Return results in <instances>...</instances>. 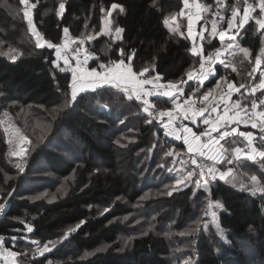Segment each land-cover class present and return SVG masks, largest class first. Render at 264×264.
<instances>
[{
  "label": "trees",
  "instance_id": "trees-1",
  "mask_svg": "<svg viewBox=\"0 0 264 264\" xmlns=\"http://www.w3.org/2000/svg\"><path fill=\"white\" fill-rule=\"evenodd\" d=\"M198 1L207 9L208 19H212L210 12L213 10L224 12L231 18L234 10L242 14L245 7L243 6L245 0ZM17 2L19 0H0V48L6 46L4 49L10 47L20 51V55L13 59L0 52V102L13 104L9 107L12 113L19 108H30L38 114H43L38 108L43 111L61 108L52 118L50 135L65 131L71 139L82 146L83 158L82 163L75 164L59 152L39 145L31 155L27 171L37 159H42L49 173L65 179L71 176L73 180L68 185V191L53 201L44 198L30 200L16 197L14 190L18 182L13 178L9 181L4 180V174L13 175L14 169L8 164L7 147L0 133V198L8 196V207L0 217V235L5 239L4 248L18 252L17 256L22 258L23 243L30 244L29 242L36 241L45 244L72 227L67 239L56 249L38 259L28 258L27 264H169L168 257L172 255L171 242L157 230H148L146 216L151 221L153 215L152 222L157 225L164 224L176 216L177 225L182 226L196 219L198 210L193 203L195 195L191 187L178 190L171 187L173 176L167 170L171 165V158L167 157V150L162 149V146L184 151L191 164L193 159L197 161V164L192 165L198 172L197 165L207 160L194 156L183 142L170 139L165 134L163 125L151 120L143 106L127 95L99 87L77 95L73 101L70 88L72 73L64 70L60 63H54L55 48L38 47L29 42L19 43L28 26L19 21L20 16L14 17L4 7L5 3ZM31 2L37 4L31 18L32 27L40 33L44 42L59 45L65 35L63 29L67 28L69 30L67 36L75 40L77 48L96 53L91 68L123 58L125 62L131 63L134 72H143L145 78L159 75L162 83H179L183 89V96L190 95L196 100L203 99V95L207 93H211L212 99L217 97L219 91L213 89L219 80L231 82L235 87L230 105L227 104L229 107L239 100L241 108H249L253 99L258 102L264 99V90H258L256 94L251 92L252 86L260 82L258 69L253 68L251 61H254L264 48V38L258 30L256 17L251 15V12L248 21L234 35L238 46L248 49V59L235 60V63H229L231 64L229 67L225 66V63H213L212 71H215V74L210 75L208 81L200 86L199 81L188 79V73L199 67L201 56L193 54L190 49L192 42L187 36V18L181 13L184 7L182 0H31ZM61 3L64 4L63 11L59 7ZM249 3L252 4L250 1ZM113 4L119 6L112 14L115 27L123 29L121 38L111 41L100 35L91 43L84 44L85 46L78 43V39L86 35L87 31L92 33L101 31L103 18L112 10ZM204 8L201 13L205 11ZM172 15L182 16L179 19L178 32L175 33H170L165 27L166 18ZM201 16L197 31L201 38L200 51L205 58L221 47V40L215 35L212 38L205 37L207 31L201 30L206 19L205 16ZM221 25L223 31L227 25L224 23ZM235 29L233 28L234 32ZM121 48L125 52L123 57L120 54ZM129 56L132 57L130 61ZM197 87L199 91H191ZM237 88L240 89L239 92L236 91ZM99 98L101 103L119 101L126 105L125 114H128V121H123L120 113H115L112 117L106 116L103 112L96 114L91 104ZM210 98L203 100L211 102L212 106L221 103L217 102V99L214 103L215 100L212 102ZM152 100L158 108L171 109V99L163 94ZM259 107L264 110V104H260ZM110 122L114 124L119 122L122 127L126 126L134 131L124 133L125 136L122 137L132 138L134 141L119 142L106 138L105 132L110 128ZM237 129L238 132L220 143L229 149L233 162L240 165L229 164L222 170L227 172V169L232 167L238 172L247 169L259 171L262 175L260 186L264 189V160L260 157L254 160L241 157L236 159L232 152L236 147L241 148L245 145L239 131L246 128L239 126ZM116 134L114 133L113 137ZM219 134L216 132L213 135ZM258 134L259 139L255 147L264 150L262 130H258ZM155 142L161 149L155 148L152 158L149 159L151 144ZM142 152L145 154H140ZM237 177L245 183L244 179L248 176L243 174ZM229 180L230 178L213 181L208 189V195L213 203L220 205L215 215L216 226L225 233L227 240L233 245L219 252L217 249L219 238L216 239L199 225L200 229L195 236L193 264L227 262L247 264L239 243L234 241L236 238L242 245L245 243L248 246L247 249L252 254L251 264H264V193L258 195L245 189L239 190L230 185ZM11 190L12 194L8 195ZM93 205H102L106 211L90 218V207ZM133 211L139 217L132 226L117 221L118 218L132 214ZM83 220L86 222L82 223ZM28 227L32 228L31 232L27 231ZM13 236L17 239L13 240ZM121 236H129V242L125 247L121 246ZM88 252L94 253L84 257ZM56 261L58 263H55Z\"/></svg>",
  "mask_w": 264,
  "mask_h": 264
},
{
  "label": "rangeland",
  "instance_id": "rangeland-1",
  "mask_svg": "<svg viewBox=\"0 0 264 264\" xmlns=\"http://www.w3.org/2000/svg\"><path fill=\"white\" fill-rule=\"evenodd\" d=\"M249 1L252 2V4L249 3ZM235 2H239V0H235ZM196 4H199L200 6L204 8L203 4H201L198 0H189V6H195ZM36 6L37 4L32 3L31 0H29L28 5L21 4L20 0L17 3H5L4 4V7L8 10L10 14H12L16 18L20 16L21 18L19 19V21L21 23H25V25L28 26V30H26V32L23 33V35L21 36L19 40V43L25 44L29 42V43H33L34 45H37L36 43L37 38L34 34L30 33V26L28 24V19L24 16V12L29 11L31 14V18H32V14ZM243 6L245 7L251 6L254 9L253 11H251V15H255L256 20L257 19L264 20V13H261L259 9V0H248L246 3L243 4ZM113 10L114 9L109 11L111 12V16L108 15L109 13L108 12L103 18L102 29L99 33H92L91 31H87L86 35H84L81 39H78V43L85 46L84 44L91 43L94 39H96L100 35L105 36L107 40H111V41L118 40L119 38H117L115 34L117 28L114 25V15L112 14ZM204 10L205 11L202 13H201L202 10L199 11L200 19L193 25V35L192 36L188 35V28H187V36L190 38L191 42L195 41L196 37L200 38V33L195 29V26L201 20V17H202L201 15L205 16V19H206L204 21L205 24L203 26L204 27L203 31H207L205 37L212 38V36L215 35L220 40L219 33L221 32V26H222L221 23H217L216 21L210 18L208 19L206 16L207 9L204 8ZM243 14H244V9H243L242 14L238 13L237 15L238 18L236 16L235 21L233 22L234 27L229 29V25H227L226 30H225V38L223 41H221V47L219 49L212 51L210 55L214 58L213 61H211L212 65L213 63L219 64L221 63V61H223V63L226 64L225 66L229 67L231 66L232 63H235V60L242 59L243 61H246L248 59V56H245L242 52H239L238 49L240 47L238 46V42L235 40V38L232 39V37H236L234 35H236L242 28V27H239V25L243 18ZM180 17L182 16L172 15L166 18L165 27H167L168 30H170V33L178 32V29L180 26V21H179ZM231 20H232V15H231ZM105 22H107V25L105 24ZM213 22L216 23V34L212 33ZM186 23L188 26V18L186 19ZM257 27H258V30L261 31L262 33V38H264V29H261L258 24H257ZM233 28L234 29L237 28L235 29L236 30L235 32L233 31ZM102 30H105V31L102 32ZM41 44H43V46L48 45V43L47 42L45 43L44 40L42 39H41ZM228 44H234L237 47L228 49L226 48V45ZM4 48H0V52L1 54L5 55L8 58L13 59L20 55V51L15 48H10V47L6 49ZM80 51L83 53L86 52L84 48H81ZM217 51H219L220 53L218 59L215 58ZM233 53H235V55H233ZM54 55H55L54 63L55 64L60 63V65L63 67L64 70L71 71L73 75V69L76 68L73 62L70 59H68L69 63L65 64L63 56L60 58H57L56 50L54 51ZM257 59H260L261 61L259 66H257L256 64ZM251 63H253L254 69H258V73H259L258 79L260 80L261 73H264V48L260 51V53L254 59V61H251ZM214 74H215V71L210 72L208 74V78L204 80L203 84L208 81L210 75L213 76ZM218 82H219V87H217V84H216V86L213 89L215 91H219V94L215 98L217 99V102L222 101L223 103L229 104L231 102V98L226 101L223 100L222 98L225 97V94H224L225 90L229 92L228 85L231 82L222 81V80H219ZM169 83H173V82H166L162 84H169ZM173 84H176L177 89H182L179 83H173ZM166 90L168 89H163V92ZM234 90H235V87L233 85L231 94ZM87 91H93V89L86 88L85 91L78 92L77 95L85 93ZM172 91H176V90L173 89ZM191 91H196V90L192 89ZM210 94H208L209 98L211 97ZM180 96H183V89H182V95ZM109 99H111V97H109ZM210 99H211L210 101L213 102L214 99L212 98ZM11 105L13 104H9L8 102H5V103L0 102V133L2 134V137L7 147L6 155H7L8 164L10 166H13V169H14L13 175L4 174V180L9 181L11 178H13L18 182V186L16 187V190H14L16 197H20V198L24 197L30 200H37L40 198H44L46 200L53 201L55 200L56 197L64 195L68 191V185L70 182H72L73 178L71 176H69L66 179L58 178L54 176L53 174L49 173L48 167L45 165V162L42 159H37L34 162V165L32 166V168L29 171H27V168H28L27 166H28V163L30 161L33 151L39 145H44L53 151L59 152L61 155L65 156L70 161L74 162L75 164H80L82 163L81 160L83 158L82 146L78 142H75L73 139H71V137L65 131H61L57 135H54V136L50 135V127H51L52 118L56 115V112L61 108L59 107L53 108L52 110H48V111H43L40 108H38L40 111H42L43 114H38L36 113V111L31 110L30 108H19L12 113L9 110V107ZM216 106L219 107L217 104L213 107H216ZM91 107L93 111H95L96 114H100L103 112L106 116L112 117V115H114L115 113H120V116H122V120L126 122L128 121L127 119L128 114H125L127 112V106L119 101H113V102H109L105 104V102L101 103L100 98H99L97 100L95 99L92 102ZM213 107H211L210 109H212ZM219 109L223 110L224 105L220 106ZM5 112L8 114L7 116L4 115ZM203 125L204 124L202 122L201 126ZM109 126L110 128L107 129V131L105 132L106 138H110L112 140H116L119 142L134 141L132 138L131 139L122 138L123 136H125L124 133L134 132L130 130L129 128H126V126L122 127L119 122L115 124L110 122ZM233 128L237 129V125H235ZM5 129H8V131H5ZM14 129L19 130L20 135L25 138L23 141L19 139L15 131H13ZM174 129L176 131H174L173 133L168 132L167 135L172 140L183 142L184 135L180 134V131L177 130V128L174 127L173 130ZM177 132L179 136L181 137L180 139H176ZM237 132H238V129H237ZM114 133H117V134L113 137ZM156 138L159 139L161 142H163L161 138L159 137H156ZM163 143H165L166 145L168 144L166 142H163ZM150 148L151 149L148 155L149 159L152 158L153 150L155 148L161 149L160 145H158V143L156 142L152 143ZM242 148L243 147H241V149ZM162 149H166L167 157L171 158V165H169L167 169L168 173H170V175L173 176V178H171L173 182L170 183V185L172 184L171 187H175V189L173 190L191 187L195 195L193 199V203H194V206H196L198 210L197 218L190 222H187L186 224L182 226L177 225L176 216L171 217L170 220L166 221L164 224H159V225L154 224L152 222L154 218L153 215L151 217V221L146 216V223L148 224V230L150 229L157 230L158 233L165 236L171 242L172 255L168 257L169 264H193L195 236L200 229L199 225L203 226L208 231V233L210 235H213L216 239L219 238V245L217 247L219 252L226 250L227 246L228 248H230L231 245L233 244H231V242L227 240L225 233L222 232L221 229H219L216 226L215 215L216 213H218V210H219V208L216 207L218 203H213V201L209 199L208 190L206 191L203 187L197 188L195 186V181L197 179L200 180L201 185H203L205 179H209L210 180L209 186H208V189H209L213 181H215L216 179H221L219 173L224 172L222 168L226 167V165H229V164L214 165V167L218 169V172L216 174V178L214 180H211L210 177H208L206 174V168H205V176L202 177L199 175L200 171L198 172L196 167H194L190 163L189 161L190 159L184 153V151L175 149V147H171V146H164V147L162 146ZM13 153H16V154H13ZM140 154H145V152H142ZM197 157L202 158L200 156H197ZM202 162H205L207 166L212 165L213 163L212 161H209V160L207 161L203 160ZM230 165L232 166V165H240V164L233 162ZM193 170L196 174L192 177L191 181L185 180L183 184L176 183L177 178L182 176L187 171H193ZM229 170H230V174L225 175L223 179L230 178V180L228 181L230 185L238 188L239 190L245 189L248 192H251V191L255 192L258 195L264 193L263 187L260 186V178L262 177V175L260 174L259 171H253V169H247V170H244V172H238L234 168L229 167L227 169V172L225 173H228ZM243 174L248 176L247 179H244L247 186L245 185V183L240 181L237 177V175H243ZM253 176L256 177L255 183L252 180ZM105 211H106V208L103 207L102 205H93L90 207V218L99 216ZM138 217H139L138 214L135 211H133L132 214H128L126 216L118 218L117 221H120L123 224L132 226L133 224H135ZM142 219L143 221H145L143 217ZM84 222H86V220L82 221V223ZM71 228L72 227L64 230L54 240L45 243L48 245V248L50 249V251L44 252L43 255L40 254V251L38 249L42 250L45 244H39V243L34 244L31 241L29 242L30 244H27L28 242L23 243L24 244L23 245L24 254L22 258H20L19 256H16L15 258H10V259L14 261V264H27L28 258L38 259L39 257H42L48 254L52 250L56 249V247H58L63 241L67 239L68 233ZM234 241L236 243H239L240 249L243 251L246 257V260L248 262L247 264H251L252 254L250 250L247 249L248 246L245 243H243L242 245V242L238 238H236ZM120 242H121V246L125 247L129 242V236L127 237L121 236ZM104 248H100V249L103 250ZM93 253L94 252L85 253L84 257H89ZM55 263H58V262L56 261ZM226 264H235V263L227 262Z\"/></svg>",
  "mask_w": 264,
  "mask_h": 264
},
{
  "label": "snow or ice",
  "instance_id": "snow-or-ice-1",
  "mask_svg": "<svg viewBox=\"0 0 264 264\" xmlns=\"http://www.w3.org/2000/svg\"><path fill=\"white\" fill-rule=\"evenodd\" d=\"M21 4L28 5L29 0H20ZM247 0H245V3ZM183 4L185 7L189 6V0H183ZM35 6V5H33ZM60 10L63 11L64 9V4H60ZM119 7L116 4L112 5V9H116ZM195 7L197 8V13L195 16L193 14L189 13L188 15V35L192 36L193 35V25L200 19L199 16V10H200V5L196 4ZM259 9L261 13H264V0H259ZM254 9L251 6L245 7L244 8V14L243 18L240 22L239 27H243L244 23L248 21L250 18V12L253 11ZM121 11H123V8L121 7ZM109 16H111V12L108 13ZM238 15L237 11L232 12V20L229 21V29L234 27V21L236 16ZM24 16L28 19V24L31 27V30L33 34L36 36V43L38 47H43V44H41V36L40 33L32 27V19H31V14L29 11L24 12ZM256 23L260 26L261 29H264V20L257 19ZM107 25V22H105ZM106 30V29H105ZM105 30H102L105 31ZM65 35L68 34V29L64 28L63 29ZM123 32L122 28H117L116 29V37L121 38L120 34ZM212 33L216 34V23L213 22L212 24ZM220 40L223 41L225 38V32L221 31L219 33ZM234 39V37H232ZM48 48H55L56 50V56L57 58H60L62 54L66 53L68 49V44L65 43L63 46L61 45H56L53 43H48L47 45ZM234 47H237L234 44H228L226 45V48L232 49ZM239 52H242L245 56H248L249 52L248 49L246 48H239ZM79 52L80 49H76V59H77V67L73 69V78H72V83L70 85L71 88V96L72 100L75 101L77 98L78 92H83L85 91L86 88H91L95 89L96 87L103 86V84L108 83L111 85L113 88H122V90L126 93H129V98H131L132 95L136 97L138 101H143L145 105L150 106V102L148 99H145V97H150L154 94H156L155 90L159 89H168L163 92L164 96H167L171 99V103L174 107V110L176 112V115L174 116L173 111L170 110L168 112H160V116L164 117L167 115L168 117V122L163 125L165 129H168L170 125L174 124L176 121H179L181 117L183 119H189V113H191V122L193 124L196 123V118L198 116H204V112L207 110L205 108H199L195 109L193 108L192 105L189 104L188 99L183 100V104L187 105L188 107L181 112V104H180V95H182V89H177L176 84L169 83V84H161L159 83L160 81V76L157 75L156 77L153 78H144V79H138L137 73L133 71V68L131 67L130 64L125 63V59H120L119 61H111L110 64L112 66L104 65L101 64L100 67L104 69V71H97L95 68L91 70H85L84 65L87 64L88 61V56H85L84 60L81 61L79 59ZM192 52L195 55L201 56V62H200V68L201 72L198 76L199 80V85L202 86L204 80L208 78V73L212 71L211 68V63L209 64V68L205 70V59L202 55V51L198 50L196 46L192 48ZM120 54L123 57L125 55L124 49H120ZM219 51H217L215 58H219ZM235 55V53H233ZM64 63L68 64L69 60L67 55H63ZM132 59L131 56L128 57V60L130 61ZM208 61L211 62L213 61V57L209 56ZM223 63V61H221ZM261 63L260 59L256 60L257 66H259ZM144 73L141 72L139 73V76H143ZM188 79L192 80L193 75L191 72L188 73ZM145 85H152V90L145 89ZM217 87H219V82H217ZM243 87V85H241ZM229 92L226 94L225 97H223V100H228L231 98V90L233 88V85L229 83L228 85ZM175 89L176 91H172ZM239 88L236 89L237 92H239ZM257 90H264V73H261V79L259 82L258 86H253L251 88V92L254 94ZM196 91H199V87H197ZM179 93V95H178ZM174 97V98H173ZM204 100H208V94L203 95ZM260 104H264V99L259 101ZM258 107V103L255 99L251 101V112L249 113L247 108H241L240 102L235 101L233 102L232 108L234 109H240V111L234 112L233 115L229 116L228 112L230 109H228L227 105L225 107L223 115H218L215 119L209 115L208 117L203 119V124L205 125H210V130L206 129L204 132L200 133L199 135L193 131L192 128L187 127L185 125H181V130L184 133L183 136V143L187 146L188 151L193 153V155H199L200 157H203L206 160L212 161V165H208L207 167L204 164H198L197 167L200 168V176H205V167H206V174L208 177H210L211 180H214L216 178V174L218 172V169L214 167L216 164H232L233 159L231 158L229 154V149L225 148L220 142L225 140L226 137L230 136L233 133L237 132V129L233 128L231 129V132L225 130L223 132L220 131L221 127L227 129L231 124H240L244 123L245 125H248L249 123L251 124L252 128H257L260 127L261 129H264V110H261L259 112L256 111ZM147 111V108L145 109ZM216 107H213L211 109V112H215ZM241 112H244V115H241ZM151 114V113H150ZM5 116L8 114L5 112ZM5 131H8V129H5ZM16 135L19 137L20 140H24L25 138L20 135L18 129H14ZM174 131H176L174 129ZM213 132H218L220 133L219 136H213L211 133ZM166 135L168 134L167 132L165 133ZM239 135L244 137L247 140V148L249 149V152L247 153V158L254 160L255 157L259 156L262 160H264V150H258L256 147L253 146V133L252 132H239ZM206 136V140H202L201 137ZM181 137L179 136L178 132L176 134V139H180ZM262 140H264V137H261ZM235 143V141H233ZM234 153L236 159H239L243 153V150L240 147H236L235 149L232 150ZM16 154V153H13ZM192 164H197V161L193 159ZM196 173L193 171H187L184 173L182 176L177 178L176 183L177 184H183L185 180L191 181L192 177ZM230 174V170L228 173L225 172H220V178L223 179L225 175ZM253 182H256V177H252ZM209 179H205L203 185H201L200 180L197 179L195 181V186L197 188L203 187L206 191L208 190L209 186ZM171 195V193H169ZM216 207H220V205H216ZM3 205H0V210H2ZM28 232L32 231L31 227L27 228ZM66 238V237H65ZM13 240H16L17 238L15 236L12 237ZM32 243H37L36 241H32ZM40 254L43 255L44 252L50 251L48 248V245L45 244L43 249L40 250ZM17 255H19L18 252L16 251H8L7 249L3 248V238L0 237V259H5L7 264H14L13 260H10L9 258H15Z\"/></svg>",
  "mask_w": 264,
  "mask_h": 264
},
{
  "label": "built area",
  "instance_id": "built-area-1",
  "mask_svg": "<svg viewBox=\"0 0 264 264\" xmlns=\"http://www.w3.org/2000/svg\"><path fill=\"white\" fill-rule=\"evenodd\" d=\"M202 9H203V7L200 6V10H199V11H201ZM181 13H182V16H184L185 18H188L189 13H191V14H193V16H195V14L197 13V8H196L195 6H188V7H185V6H184L183 9H182V11H181ZM210 16H211L212 19H214V20H216V21H219V22H221V23H224V25H229V21H231V18H230L229 16H227L224 12H221V11H219V10H213L212 12H210ZM225 30H226V27L224 28L223 32H225ZM30 33L33 34L32 30H31V27H30ZM65 43L68 44V49H67L66 53L62 54V56H63V55H67L68 59H70V60L73 62V64L75 65V67H77V59H76V55H77V53H76V49H77V48H76L75 40L72 39V38H69V37L66 36V35H64V36L61 38V41H60L59 45L63 46ZM200 45H201V40H200L199 37H196L195 41H193V42L191 43V45H190V49L192 50V48H193L194 46H196V47L198 48V50H200V49H201V48H200ZM85 53H86V54H85ZM85 53H83V52L80 51V52H79V59H80L81 61H83L84 58H85V56H88L89 58H88L87 64L84 65V69H85V70H91V69H93V68H91L90 66H91L92 62L96 59V53H95L94 51H89V52H85ZM62 56H61V57H62ZM208 57H209V56H207V57L204 58V59H205V65H204L205 70L209 68V64L211 63V62L208 61V59H207ZM200 62H201V61H200ZM125 63L131 65L130 62H125ZM102 64H104V65H108V66H112V65L110 64V62H108V63H102ZM100 65H101V64H100ZM100 65H99V66H96V67H94V68H95L97 71H104V69H102V68L100 67ZM212 67H213V65H212V63H211V68H212ZM200 72H201V68H200V64H199V67H198L195 71H191V73H192V75H193V79H192L193 81H199V80H198V76H199ZM135 73H137V75H138V79H144V78H145L144 75H143V76H139V73H138V72H135ZM209 73H210V72H209ZM209 73H208V74H209ZM155 77H156V76H155ZM72 78H73V75H72ZM159 83L162 84L161 79H160ZM258 85H259V84H254L253 86H258ZM253 86H252V87H253ZM100 87L109 88V89H111L114 93H119V94H124V95L129 96V93L124 92V91L122 90V88H113V87H111V85L108 84V83H105V84H103V86H100ZM96 88H99V87H96ZM145 89L152 90V85H145ZM155 91H156V94H154V95H152V96H150V97H145V99H148V100H149V102H150V106H149V105H145V104L143 103L142 100H141V101H138L134 95H132L131 98H132L134 101H136L137 103H139L140 105H142L143 108H144V110L147 108V111H145V112H146L147 116H148L151 120H155V121H157V122H160L162 125H164L165 123L168 122V117H167V115H165L164 117H161V116H160V112H165V113H166V112L172 110L174 116L176 115V112H175V110H174L173 105H171V109H170V110H165V109H161V108L156 107L152 99H153L154 97H157V96L162 95V94H163V89H159V90H155ZM257 92H258V90L255 92V94H256ZM224 94H227V91H225ZM184 99H188V100H189V104L192 105L193 108H195V109H199V108H205V109H207V110L204 112V116H202V117H201V116H198V117L196 118V123L193 124V123L191 122V113H189V117H190L189 119H183V117H181V119H180L179 121H176L174 124L170 125L168 129H165V128H164L165 132H167V133H168V132L173 133V132H174L173 128L175 127V128H177V130L180 131V134L184 135L183 131L181 130V125H185V126H187V127L192 128L193 131L196 132V133L199 135L200 133L204 132L206 129H209V130H210V125H205V124H204L203 126H201V123H202V121H203L204 118H206V117H208L209 115H211V117H212L213 119H215L218 115H223V113H215V112H211V109H210V108H211V106L213 105L211 102H209V101H204L203 99L196 100V99L192 98L190 95L180 97V104H181V109H180V111H181V112H183V111L188 107L187 105H184V104H183V100H184ZM238 101H239V100H238ZM256 101H257V103H258V107H257L256 111L259 112V111H261L262 109H260V107H259V106H260V103L258 102V100H256ZM239 102H240V101H239ZM247 110H248V112L250 113V112H251V106H250L249 108H247ZM236 111H240V110H239V109H235V110L232 111L233 113H231V114H234V112H236ZM150 113H151V114H150ZM241 115L243 116V115H244V112H241ZM235 125H237L238 128H239V126H240L241 128H246V129L240 130L239 132H252V133H253V136H254V139H253V146H254V147H255V145L258 143V135H259V134H258V130H262V132H263V134H264V129H261L260 127H257V128L254 129V128L251 127V124H250V123H249L248 125H245L244 123H240V124H231L227 129L221 127L220 131L223 132V131L227 130V131L231 132V129H233V127H234ZM247 128H248V129H247ZM214 133H216V132H213V133H211V134L213 135ZM213 136H214V135H213ZM201 139H202V140H206L207 137H206V136H202ZM243 139L245 140V145H244V147L242 148L243 153H242V155H241V158H246V159H248V158H247V153L249 152V149L247 148V140H246L244 137H243ZM196 156H199V155H196ZM257 157H259V156H257ZM255 158H256V157H255ZM248 160H251V159H248ZM200 164H204L205 166H207L205 162H201ZM205 168H206V167H205ZM198 169H199V171H201L200 168H198ZM12 191H13V190H11L10 193H8V195L11 194ZM7 199H8V196L5 197L4 199L0 198V205H3L2 210H0V217L3 216L4 212L6 211V209H7V207H8ZM0 237L3 238V248H4V243H5L4 241H5V239H4V237L1 236V235H0ZM4 249H5V248H4ZM9 259H10V258H9ZM10 260H11V259H10ZM0 264H7V262H6L5 259H0Z\"/></svg>",
  "mask_w": 264,
  "mask_h": 264
},
{
  "label": "crops",
  "instance_id": "crops-1",
  "mask_svg": "<svg viewBox=\"0 0 264 264\" xmlns=\"http://www.w3.org/2000/svg\"><path fill=\"white\" fill-rule=\"evenodd\" d=\"M200 14V13H199ZM198 24V23H197ZM197 24H196V26H195V29L197 30ZM202 32H203V28H202V30H201ZM43 40V39H42ZM228 93V92H227ZM216 99V98H215ZM214 99V100H215ZM216 102V100L214 101V103ZM218 106L219 105H224V109L223 110H220L217 106H216V111H215V113H224V110H225V107H226V103H223L222 101H221V103H218L217 104ZM211 107H213V106H211ZM227 107H228V109H230V111L228 112V115L229 116H231V115H233V114H231V113H233L232 111L234 110V108H232V105L229 107L228 105H227Z\"/></svg>",
  "mask_w": 264,
  "mask_h": 264
}]
</instances>
